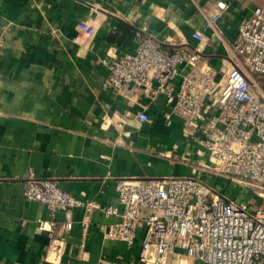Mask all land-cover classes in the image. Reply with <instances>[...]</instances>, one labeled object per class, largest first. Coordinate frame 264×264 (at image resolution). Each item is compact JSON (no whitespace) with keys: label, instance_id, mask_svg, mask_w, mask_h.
Listing matches in <instances>:
<instances>
[{"label":"crops","instance_id":"0c3cea01","mask_svg":"<svg viewBox=\"0 0 264 264\" xmlns=\"http://www.w3.org/2000/svg\"><path fill=\"white\" fill-rule=\"evenodd\" d=\"M219 1L228 9L206 28ZM254 7L244 0H0V264H140L142 235L132 247L106 235L119 218L94 212L85 226L84 211L74 209L59 214L52 231L48 209L25 198L30 178L113 206L124 179L194 176L224 186L205 171L204 149L181 118L169 117L166 97L116 95L105 61L134 53L145 36L167 43L183 33L196 47L199 30L203 62L231 69L239 63V27ZM257 95L264 99V90ZM144 110L149 122L137 118ZM239 200L256 204L252 196ZM52 239L60 252L50 250Z\"/></svg>","mask_w":264,"mask_h":264},{"label":"built area","instance_id":"2783aa9c","mask_svg":"<svg viewBox=\"0 0 264 264\" xmlns=\"http://www.w3.org/2000/svg\"><path fill=\"white\" fill-rule=\"evenodd\" d=\"M244 1L255 7L239 27V63L231 69L203 62L199 30L192 33L196 47L183 33L167 43L145 36L134 53L105 61L107 86L116 95L166 97L169 117L181 118L189 138L204 149L205 171L224 186L194 176L124 179L113 206L79 198L56 181L30 178L25 198L48 209L52 231L59 214L82 209L85 226L94 212L119 218L107 228L111 240L132 247L142 235L140 264H264V99L257 95L264 90V0ZM227 9L226 1L217 2L206 28ZM137 118L150 121L145 110ZM62 228L69 232L73 223ZM52 243L50 250L60 252L59 241Z\"/></svg>","mask_w":264,"mask_h":264}]
</instances>
